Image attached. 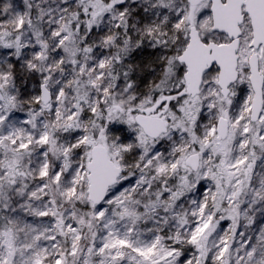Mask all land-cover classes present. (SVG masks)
I'll return each mask as SVG.
<instances>
[{
  "label": "snow or ice",
  "instance_id": "snow-or-ice-1",
  "mask_svg": "<svg viewBox=\"0 0 264 264\" xmlns=\"http://www.w3.org/2000/svg\"><path fill=\"white\" fill-rule=\"evenodd\" d=\"M0 264H264V0H0Z\"/></svg>",
  "mask_w": 264,
  "mask_h": 264
}]
</instances>
